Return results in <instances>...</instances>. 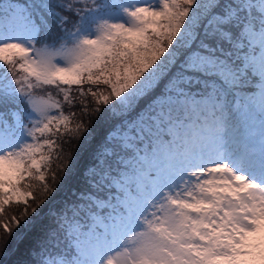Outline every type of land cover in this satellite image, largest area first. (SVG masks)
Segmentation results:
<instances>
[{
	"label": "snow or ice",
	"instance_id": "obj_1",
	"mask_svg": "<svg viewBox=\"0 0 264 264\" xmlns=\"http://www.w3.org/2000/svg\"><path fill=\"white\" fill-rule=\"evenodd\" d=\"M0 67V228L85 183L0 264H264V0H0Z\"/></svg>",
	"mask_w": 264,
	"mask_h": 264
},
{
	"label": "trees",
	"instance_id": "obj_2",
	"mask_svg": "<svg viewBox=\"0 0 264 264\" xmlns=\"http://www.w3.org/2000/svg\"><path fill=\"white\" fill-rule=\"evenodd\" d=\"M83 119L86 124L89 123V119L91 120L89 131L95 138V142H100L107 129H105V122H100L101 119H93V116H91V118L84 117ZM66 140H68V137H66ZM77 143L75 139H72L70 142L63 145V159L68 157V154ZM76 151L79 152V149L77 148ZM59 171L60 173H58V176L61 178L60 187L57 188L54 184L51 185L50 188L53 189L51 191L53 193L42 202L32 205L31 209L36 208V212L32 213L31 209H28L29 215L21 220L20 226L13 230L11 235H6V240L4 242L0 241V246L12 249L17 246L21 236L24 237L23 243H19L21 248L30 244L33 238L41 234L43 228L52 224L54 216L65 208L69 202L75 200L79 193L85 188V185H82L84 182L82 177L61 173L60 168ZM62 182L63 187L61 188ZM74 188L79 192L77 193ZM73 192H76V195ZM5 259L7 260V257H5Z\"/></svg>",
	"mask_w": 264,
	"mask_h": 264
},
{
	"label": "rangeland",
	"instance_id": "obj_3",
	"mask_svg": "<svg viewBox=\"0 0 264 264\" xmlns=\"http://www.w3.org/2000/svg\"><path fill=\"white\" fill-rule=\"evenodd\" d=\"M69 2H71V0H69ZM119 2H122V3H127L128 0H119ZM95 3L96 4H104V3H113V0H95ZM80 7H84V5H79ZM89 7L92 6V4L90 3L88 5ZM119 9L114 5L113 8H112V11L113 12H117ZM6 70L2 67H0V74L4 73ZM62 99V97H60ZM91 99V98H89ZM102 108V111L101 113L99 114H92L93 116V119H101L100 122H105V129L107 128V124H106V108L104 106H101ZM68 108L67 106L65 105V111H67ZM75 110V109H74ZM8 118V117H6ZM10 119V118H8ZM107 131V129H106ZM66 140V137L64 138ZM61 160H63V151L61 153ZM60 163V161H57L55 159H53L52 163H51V166H50V170L46 173V182L48 183L49 187H51V185H55L57 188L60 187V181H61V178H59V174L60 171H59V168L57 167V165ZM55 173L56 175V180L54 181L52 179V174ZM63 175V174H62ZM30 183L32 184H37L36 181H30ZM82 183V182H81ZM82 185L84 186L85 183L83 182ZM63 187V182L61 183V188ZM76 188V187H75ZM74 188V190L76 191V189ZM77 193L79 191H76ZM76 192H73L75 195H76ZM53 192H44L42 190V185H38L34 190H33V196L35 197V199H30L28 201V209H31L32 205L36 204V203H39V202H42L43 200H45V198H47L48 196H50ZM34 202V203H33ZM25 208V205L23 203L17 205V204H12L10 207H7L6 208V212H5V216L6 217H11L12 215H16L17 217L20 216V213L24 210ZM17 228V227H16ZM14 228V230L16 229ZM6 235L7 233H5L3 231L2 228H0V238H1V242H4L6 240Z\"/></svg>",
	"mask_w": 264,
	"mask_h": 264
}]
</instances>
